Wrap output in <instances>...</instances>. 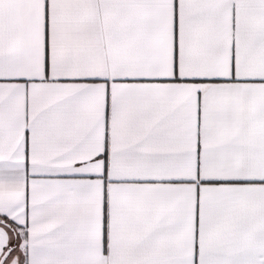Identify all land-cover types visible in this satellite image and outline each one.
<instances>
[{
  "label": "snow or ice",
  "instance_id": "1",
  "mask_svg": "<svg viewBox=\"0 0 264 264\" xmlns=\"http://www.w3.org/2000/svg\"><path fill=\"white\" fill-rule=\"evenodd\" d=\"M0 264H264V0H0Z\"/></svg>",
  "mask_w": 264,
  "mask_h": 264
}]
</instances>
